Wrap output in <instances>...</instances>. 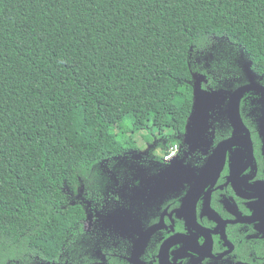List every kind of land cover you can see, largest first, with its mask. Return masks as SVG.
<instances>
[{
    "label": "trees",
    "instance_id": "trees-1",
    "mask_svg": "<svg viewBox=\"0 0 264 264\" xmlns=\"http://www.w3.org/2000/svg\"><path fill=\"white\" fill-rule=\"evenodd\" d=\"M248 63L264 74V0H0V264L57 263L85 218L67 189L139 179L130 134L165 154L193 76L235 89Z\"/></svg>",
    "mask_w": 264,
    "mask_h": 264
},
{
    "label": "flooded vegetation",
    "instance_id": "flooded-vegetation-1",
    "mask_svg": "<svg viewBox=\"0 0 264 264\" xmlns=\"http://www.w3.org/2000/svg\"><path fill=\"white\" fill-rule=\"evenodd\" d=\"M250 66L241 86L264 88ZM224 111L192 144L184 132L169 161L161 149L124 156L139 179L111 174L90 199L80 185L73 201L84 210L82 233L51 264H264V92L243 94L241 124Z\"/></svg>",
    "mask_w": 264,
    "mask_h": 264
},
{
    "label": "water",
    "instance_id": "water-1",
    "mask_svg": "<svg viewBox=\"0 0 264 264\" xmlns=\"http://www.w3.org/2000/svg\"><path fill=\"white\" fill-rule=\"evenodd\" d=\"M193 78L195 81L193 103H192L191 114L187 120V124L185 127V139L187 140L186 143L188 144H192L196 139H198L200 136L204 134L206 129L209 127L210 119H212L215 115V114L210 115L209 114L210 110L214 112L220 111L221 109L220 107L226 100V96H228V104L224 112L227 114V116L229 117L230 121L233 124L234 123L241 124L240 115H239V103L243 94L248 90H252V89H259L264 92V88L258 85L248 84L241 86L232 92L224 91L222 89L211 90V92H209L208 97H206L207 100L200 99L201 97L203 98L202 90H205L200 87L201 82L198 79V78L202 79V77L194 75ZM197 94L200 95L199 98L197 97ZM198 102L201 103V106L205 105L206 109H198L196 106ZM233 141L235 140L232 138L223 142L218 147V150L226 149Z\"/></svg>",
    "mask_w": 264,
    "mask_h": 264
},
{
    "label": "rangeland",
    "instance_id": "rangeland-1",
    "mask_svg": "<svg viewBox=\"0 0 264 264\" xmlns=\"http://www.w3.org/2000/svg\"><path fill=\"white\" fill-rule=\"evenodd\" d=\"M247 67H248V64H247ZM199 79V81L201 82V78H198ZM211 90L212 89H210V88H206L205 90H202L203 92V98L201 97L200 99H206V97H208V95H209V92H211ZM201 92V91H200ZM211 94V93H210ZM197 97L199 98L200 97V95L199 94H197ZM227 97L228 96H226V99H227ZM207 100V99H206ZM202 101H204V100H202ZM226 101V100H225ZM225 101H224V103L221 105V109L220 110H222V109H226L225 107L226 106H224L225 105ZM196 106H197V108L198 109H206L205 108V105H203V106H201V103L200 102H198L197 104H196ZM217 112H219V111H217ZM217 112H214V111H211L210 110V112H209V114L211 115V114H215L216 115V113ZM130 136L132 137V139L133 140H135L136 141V143H137V146H138V148H139V150H138V152H135V156H137L138 157V155H141V154H143V153H146L147 152V150H149V149H151L152 151H154L156 154H160V152H159V150H158V148H156V149H153V146H154V139H152L151 141H150V138L146 135V131H140V132H137V133H134V134H130ZM135 159H136V157H135ZM80 191V185L77 187H74V188H71L70 189V192H72V193H77V192H79Z\"/></svg>",
    "mask_w": 264,
    "mask_h": 264
},
{
    "label": "built area",
    "instance_id": "built-area-1",
    "mask_svg": "<svg viewBox=\"0 0 264 264\" xmlns=\"http://www.w3.org/2000/svg\"><path fill=\"white\" fill-rule=\"evenodd\" d=\"M176 152H177V146L176 145L171 146L167 150V152L164 154V156H163L164 160L165 161H169L170 159H172L174 157Z\"/></svg>",
    "mask_w": 264,
    "mask_h": 264
}]
</instances>
